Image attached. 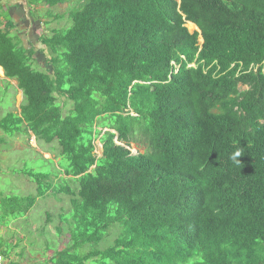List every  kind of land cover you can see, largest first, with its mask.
Here are the masks:
<instances>
[{
    "label": "trees",
    "instance_id": "1",
    "mask_svg": "<svg viewBox=\"0 0 264 264\" xmlns=\"http://www.w3.org/2000/svg\"><path fill=\"white\" fill-rule=\"evenodd\" d=\"M79 1L39 37L45 67L0 2V67L24 97L0 129L57 142L71 179L70 241L45 264H264V0Z\"/></svg>",
    "mask_w": 264,
    "mask_h": 264
},
{
    "label": "rangeland",
    "instance_id": "2",
    "mask_svg": "<svg viewBox=\"0 0 264 264\" xmlns=\"http://www.w3.org/2000/svg\"><path fill=\"white\" fill-rule=\"evenodd\" d=\"M1 1L11 8L15 7L16 11H12L17 18V23L20 19L17 14L21 11L25 14L27 23L25 22L26 26L22 28L24 32H21V38H23L25 45H28L29 42L33 44L34 49L38 52L36 56L41 60L39 66L45 67L49 53L41 44L39 37L43 34L49 35L52 29H63L70 26L71 23L66 15L80 1L72 0L53 8L41 3L40 6L32 9L33 16L36 17L35 20L29 17L28 11H31V7H29L27 0ZM47 11L52 17L59 15V19L56 20L47 16ZM38 19L40 22L42 21V24H39ZM193 25L190 22L186 24L191 33L198 31L197 26ZM27 27L30 30L33 29L31 34L26 31ZM17 30L20 32L19 29ZM25 34L27 37H24ZM241 89L244 90L247 87L244 86ZM17 91V88L11 85L9 81L0 79V120L8 113L15 112L16 105L20 106L24 101L23 93ZM60 100L64 101L63 113L67 114L72 103L65 102L66 100L63 98ZM30 137L31 135L26 131L10 136L0 129V138L4 139L0 145V196L35 198L34 206L28 213L16 215L10 211L11 205L9 203L0 201V253L6 256L5 259L8 257L17 264H44L43 261L39 260L40 258L45 260L49 258V255L51 258L56 250L63 249L70 241V235L66 229V224H69L67 219L71 217L70 198L64 194H57L55 190L61 186L72 185H70L71 179L64 176L63 169L66 161L61 156V149L57 142L47 144L35 139L36 142L33 145ZM95 144L97 154L101 155V144L99 141H96ZM132 150L133 153L138 151L135 147ZM31 173L47 174L48 179H43L41 186L43 188L52 187L53 190L45 195H40L39 186L35 179L28 175ZM49 216L48 224L46 221ZM61 217L64 221H61ZM60 226L63 228L61 235L58 234ZM111 243L112 241L109 242V244ZM87 250L88 247L85 245L81 253H85Z\"/></svg>",
    "mask_w": 264,
    "mask_h": 264
},
{
    "label": "flooded vegetation",
    "instance_id": "3",
    "mask_svg": "<svg viewBox=\"0 0 264 264\" xmlns=\"http://www.w3.org/2000/svg\"><path fill=\"white\" fill-rule=\"evenodd\" d=\"M1 3L2 4H5L3 1H1ZM10 7V6H9ZM11 8V7H10ZM12 8H14V9H12ZM11 9H10V14H11V17H12V19L14 20V23H15V25H16V28L17 29H19V31L20 32H18V30L16 31L17 33H18V35L20 36V37H22V35H21V32L23 33L24 32V30H22V28H25V22H26V18H25V14L21 11L20 13H18L17 14V17H19L20 19H19V23L22 25V27L20 28V24L19 23H17V18L15 17V15L13 14V11L12 10H14V12L16 11L15 10V7H12ZM30 12L31 11H28V14H29V17L30 18H33L31 15H30ZM34 20H35V18H33ZM37 20V19H36ZM38 22H40V19H38ZM27 23V22H26ZM34 23H35V21H34ZM19 24V25H18ZM39 24H42V21L39 23ZM34 27H35V24H34ZM33 27V28H34ZM33 29H29V27H27L26 28V31L27 32H29V34H31V31H32ZM24 37H27L26 36V34H25V36ZM22 40H23V38H22ZM30 43V42H29ZM32 46H33V44H31Z\"/></svg>",
    "mask_w": 264,
    "mask_h": 264
},
{
    "label": "crops",
    "instance_id": "4",
    "mask_svg": "<svg viewBox=\"0 0 264 264\" xmlns=\"http://www.w3.org/2000/svg\"><path fill=\"white\" fill-rule=\"evenodd\" d=\"M5 5H6V6H9V5L6 4V3H5ZM36 54H38L37 51H36ZM39 55L42 57L41 54H39ZM36 57H37V56H36ZM38 60H39L38 63L40 64V63H41V60H40L39 58H38ZM1 68H2V67H1ZM0 79H5V80L9 81L10 84L13 85V86H15V87L17 88L18 91L22 92L21 90L18 89V83H17L16 80H11V79H8V78L5 77L3 68H2V71H0ZM18 91H17V92H18ZM16 94H17V93H16ZM19 107H20V106H17V105H16V110H15V112H12V113L18 114V113H19ZM27 133H28L29 135H31L30 140H32V142H33L32 144L35 145V144H34V142H36V141H35V137L32 135L31 132H27ZM46 154H48V153H46ZM48 259H49V258H47V259L44 260V259H41V258H40L39 260L43 261V263L45 264V263L48 261ZM6 263H7V260H6Z\"/></svg>",
    "mask_w": 264,
    "mask_h": 264
},
{
    "label": "clouds",
    "instance_id": "5",
    "mask_svg": "<svg viewBox=\"0 0 264 264\" xmlns=\"http://www.w3.org/2000/svg\"><path fill=\"white\" fill-rule=\"evenodd\" d=\"M135 146H132L131 148H133ZM136 148V147H135ZM137 149V148H136ZM133 151V150H132ZM241 156V150L238 148L234 153L231 154L230 158L235 161V162H239L238 158Z\"/></svg>",
    "mask_w": 264,
    "mask_h": 264
},
{
    "label": "built area",
    "instance_id": "6",
    "mask_svg": "<svg viewBox=\"0 0 264 264\" xmlns=\"http://www.w3.org/2000/svg\"><path fill=\"white\" fill-rule=\"evenodd\" d=\"M0 264H6V259L2 254H0Z\"/></svg>",
    "mask_w": 264,
    "mask_h": 264
},
{
    "label": "bare ground",
    "instance_id": "7",
    "mask_svg": "<svg viewBox=\"0 0 264 264\" xmlns=\"http://www.w3.org/2000/svg\"><path fill=\"white\" fill-rule=\"evenodd\" d=\"M192 26H194L193 23H192ZM0 71H2V68L1 67H0Z\"/></svg>",
    "mask_w": 264,
    "mask_h": 264
},
{
    "label": "water",
    "instance_id": "8",
    "mask_svg": "<svg viewBox=\"0 0 264 264\" xmlns=\"http://www.w3.org/2000/svg\"><path fill=\"white\" fill-rule=\"evenodd\" d=\"M201 42H203V40L201 39Z\"/></svg>",
    "mask_w": 264,
    "mask_h": 264
}]
</instances>
